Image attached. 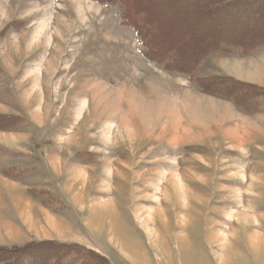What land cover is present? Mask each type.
<instances>
[{
    "label": "rangeland",
    "instance_id": "374dc122",
    "mask_svg": "<svg viewBox=\"0 0 264 264\" xmlns=\"http://www.w3.org/2000/svg\"><path fill=\"white\" fill-rule=\"evenodd\" d=\"M168 1L153 4L177 46L187 33L199 45L264 27L257 2L223 21L196 18L182 0L173 15ZM209 76L253 85L254 97L200 91L194 78ZM0 114L21 119L0 129V245L76 244L93 264H223L219 251L224 264H264L250 237H264V47L214 53L181 74L145 57L118 5L0 0ZM163 191L155 243L141 211Z\"/></svg>",
    "mask_w": 264,
    "mask_h": 264
},
{
    "label": "trees",
    "instance_id": "16d2710c",
    "mask_svg": "<svg viewBox=\"0 0 264 264\" xmlns=\"http://www.w3.org/2000/svg\"><path fill=\"white\" fill-rule=\"evenodd\" d=\"M97 1L118 5L122 21L136 32L145 57L157 62L168 71L191 75L200 61L208 55L218 53L242 56L255 48L264 47V27L241 38L227 39L217 32L211 34L209 39L201 41L199 45L197 44L198 40L193 39L187 33V41L177 46L175 45L176 37L164 36L166 30L161 27L153 0H148L145 3H140L138 0ZM177 1L169 0L164 6L168 10L174 11L173 8ZM182 2V8L185 10L189 6L192 7L191 11L196 18L212 19L222 14L223 21L230 20L241 14L245 15L250 10L249 6L256 2L259 7L254 9L256 11L263 9L262 13H264V0H182ZM230 10L234 11L229 12ZM172 14L174 15L175 11ZM185 17L180 15L174 19L179 18V21L185 22L188 20ZM248 20L251 22L250 18ZM190 46H193L194 49L190 50ZM194 80L200 91L224 97L233 103L242 102L247 99V96L249 98L254 97L252 90L255 87L253 85L244 84L229 77H196ZM20 120L17 116L0 114V129L12 128ZM81 249L76 244L54 240H32L23 245H0V264H93L94 262L90 257L77 260V257L84 252ZM97 264L107 263L100 259Z\"/></svg>",
    "mask_w": 264,
    "mask_h": 264
},
{
    "label": "bare ground",
    "instance_id": "6f19581e",
    "mask_svg": "<svg viewBox=\"0 0 264 264\" xmlns=\"http://www.w3.org/2000/svg\"><path fill=\"white\" fill-rule=\"evenodd\" d=\"M248 32V31H247ZM264 33V32H263ZM214 34V33H213ZM240 38H241V36H240ZM214 39V38H213ZM245 39V38H244ZM235 41V40H234ZM240 41V40H239ZM215 42V41H214ZM206 45H208V44H206ZM158 47V46H157ZM172 176V175H171ZM168 181V180H167ZM171 182V181H170ZM175 183H176V181H174ZM178 184V183H177ZM166 187L167 186H165V187H163L162 189L165 191V189H166ZM168 188V187H167ZM162 191V190H161ZM163 191V192H164ZM163 192H161L160 193V195L162 196L161 197V199L158 201V203L156 202V204H155V207H149V206H145V209L143 210V209H140V210H143V211H141L142 213H141V218H142V220L140 219V223L142 222V224H144V226L146 227V229H148V232H149V234H151V236H152V238L153 239H155L154 241H155V243L158 241V231L156 230L157 228H155V226H157V224H156V219H159L164 225L163 226H165V224L167 223V222H165L164 221V217H165V213H166V211H165V206L167 205V203H168V201H169V199H167L168 197H167V195H165V192L163 193ZM155 195V194H154ZM153 195V196H154ZM160 195H159V197H160ZM184 195V191H182V188H180V190L178 189V190H176V193H174V195H173V197L174 198H176V201H178L180 204H181V200H180V198L182 197ZM152 196V197H153ZM146 207H149V208H146ZM159 207H162V209H160ZM139 210V211H140ZM180 210H182V216L181 215H178V218H180V220H181V218H183V216L184 217H186V216H188V213L190 212V209H189V206L187 205V206H184V204L182 205L181 204V207H180ZM148 212V213H147ZM161 212H164V215H162L161 214ZM183 212H185V213H183ZM168 217V216H167ZM150 221H152L151 222V225H150ZM180 225H182V224H180ZM219 226H221V225H219ZM213 229V228H212ZM216 229V228H215ZM229 230H231L230 228H229ZM163 232V231H162ZM233 235V234H232ZM221 236H222V234L218 231V230H216L215 232H212V234H211V237H210V242H211V244H215V243H218L219 241H220V239H221ZM250 237H254L255 238V240H256V243L258 244V245H260L259 247H261V246H263V244H264V237H263V235H260V234H258V232L256 231L255 232V234L254 235H250ZM182 237H179L178 236V239H179V242L181 243V239ZM229 239L230 240H233V238L232 237H230L229 236ZM226 241H227V239L225 240V242L224 243H226ZM220 244H217V246H219ZM222 245V244H221ZM237 245V242H234V243H232V244H229V246H227V245H222L223 247H222V249L221 250H224V248L225 249H227L226 247H228L229 248V251H232V250H234V249H232L234 246H236ZM216 246V245H215ZM255 247H257V245H254V248ZM221 252H223V251H219V252H217L218 254H216L217 255V258H218V260L219 261H221V263L223 262V264L225 263L224 262V259L225 260H227L228 258H224V256H223V258L222 259H220V253ZM230 253V252H229ZM233 252H231L230 254H232Z\"/></svg>",
    "mask_w": 264,
    "mask_h": 264
}]
</instances>
